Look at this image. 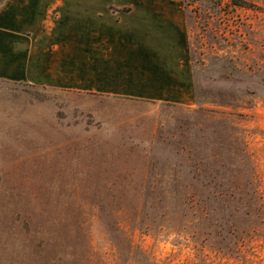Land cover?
Masks as SVG:
<instances>
[{"label":"rangeland","instance_id":"1","mask_svg":"<svg viewBox=\"0 0 264 264\" xmlns=\"http://www.w3.org/2000/svg\"><path fill=\"white\" fill-rule=\"evenodd\" d=\"M171 1L191 106L0 78V264H264V0Z\"/></svg>","mask_w":264,"mask_h":264},{"label":"crops","instance_id":"2","mask_svg":"<svg viewBox=\"0 0 264 264\" xmlns=\"http://www.w3.org/2000/svg\"><path fill=\"white\" fill-rule=\"evenodd\" d=\"M152 0H3L0 78L34 87L191 106L184 8Z\"/></svg>","mask_w":264,"mask_h":264},{"label":"trees","instance_id":"3","mask_svg":"<svg viewBox=\"0 0 264 264\" xmlns=\"http://www.w3.org/2000/svg\"><path fill=\"white\" fill-rule=\"evenodd\" d=\"M3 0H0V3L2 2ZM195 85V84H194Z\"/></svg>","mask_w":264,"mask_h":264}]
</instances>
